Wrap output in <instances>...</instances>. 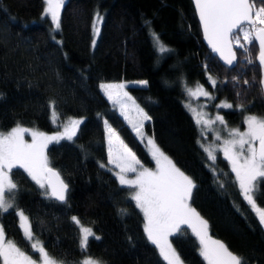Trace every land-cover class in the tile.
<instances>
[{
    "label": "trees",
    "instance_id": "obj_1",
    "mask_svg": "<svg viewBox=\"0 0 264 264\" xmlns=\"http://www.w3.org/2000/svg\"><path fill=\"white\" fill-rule=\"evenodd\" d=\"M250 3L253 10L264 9V0ZM43 13V0H0V132L21 126L49 133L70 119L83 121L72 140L46 148L48 167L66 186L63 202L22 167L10 170L13 186L4 195L9 206L0 210L5 238L35 260L33 242L60 264L84 258L100 264H167L144 232L135 190L102 167L108 161L103 120L141 163L154 165L99 87L144 80L146 85L128 91L148 118L145 134L192 181L191 207L237 264H264V176L246 199L227 160L219 158L213 171L184 105L186 87L200 83L217 102L231 106L221 112L229 125L243 127L249 115L264 119L262 71L250 27L247 36L241 28L232 36L239 43L232 40L237 64L231 68L203 44L190 0H66L57 31ZM97 15L102 21L93 46ZM19 211L30 223V239L20 228ZM80 225L94 234L84 249ZM171 245L183 264H206L189 227L180 226Z\"/></svg>",
    "mask_w": 264,
    "mask_h": 264
},
{
    "label": "rangeland",
    "instance_id": "obj_2",
    "mask_svg": "<svg viewBox=\"0 0 264 264\" xmlns=\"http://www.w3.org/2000/svg\"><path fill=\"white\" fill-rule=\"evenodd\" d=\"M43 1V16L50 20L53 30L57 31L66 0ZM253 12L256 25L264 28V9H254ZM97 16L92 28L93 46L102 21V17ZM249 27H241L243 35H248ZM154 38L157 39V36L154 35ZM232 40L239 43L237 37ZM155 45L159 50L165 49L159 41ZM144 85V80H134L101 83L99 87L110 106L143 144L154 165L141 163L117 132L103 120L108 161L102 167L110 171L120 185L135 190L136 201L145 220L144 232L167 264H183L171 245V237L180 226L189 227L196 234L200 241L199 254L206 264H237L236 259L210 235L205 220L191 207L193 183L190 178L145 134L143 124L148 118L128 91L129 87ZM185 92V108L198 127L200 146L207 155L211 169L215 171L219 158L227 160L240 194L246 199L252 198L256 181L264 176V159L256 157V146L264 132V119L249 115L244 117L243 127L229 125L221 113L223 109L231 108L228 103L217 102L213 93L200 83L187 86ZM51 121L56 126L55 116ZM82 121L83 118L70 119L60 129L49 133L21 126L0 132V210L9 206L4 195L13 186L10 170L14 167H22L35 184L47 189V146L72 140ZM17 215L24 236L30 239L28 219L21 211ZM80 231L81 247L84 249L88 238L94 234L91 229L81 225ZM33 247L38 252L37 260L7 240L0 227V254L4 264H60L47 255L40 243L33 242ZM78 264L100 263L84 258Z\"/></svg>",
    "mask_w": 264,
    "mask_h": 264
},
{
    "label": "water",
    "instance_id": "obj_3",
    "mask_svg": "<svg viewBox=\"0 0 264 264\" xmlns=\"http://www.w3.org/2000/svg\"><path fill=\"white\" fill-rule=\"evenodd\" d=\"M197 17L202 42L224 67L234 68L237 56L232 36L241 27H252V39L258 49L257 62L262 71V91L264 95V28L258 27L250 0H190ZM256 157L264 159V132L256 146ZM45 185L49 195L63 202L66 186L58 173L51 167L45 171ZM264 233V216L261 220Z\"/></svg>",
    "mask_w": 264,
    "mask_h": 264
}]
</instances>
